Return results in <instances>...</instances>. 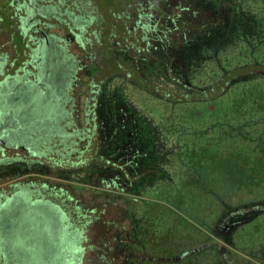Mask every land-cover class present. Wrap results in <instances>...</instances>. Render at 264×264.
<instances>
[{"label": "rangeland", "instance_id": "rangeland-1", "mask_svg": "<svg viewBox=\"0 0 264 264\" xmlns=\"http://www.w3.org/2000/svg\"><path fill=\"white\" fill-rule=\"evenodd\" d=\"M19 1L0 5V109L22 104L39 73L60 87L64 51L70 117L50 124L64 136L22 134L15 114L0 117V194L26 188L76 217L81 230L63 245L79 238L81 264H146L157 243L195 253L191 264H264V0ZM152 61L188 74L187 100L143 88L133 72ZM40 234L24 244L59 243Z\"/></svg>", "mask_w": 264, "mask_h": 264}, {"label": "trees", "instance_id": "trees-1", "mask_svg": "<svg viewBox=\"0 0 264 264\" xmlns=\"http://www.w3.org/2000/svg\"><path fill=\"white\" fill-rule=\"evenodd\" d=\"M8 19V26H11L10 18L7 16ZM35 59V58H34ZM34 59L32 61H34ZM188 61L189 64L194 65L191 63V61L194 60V57L192 55L184 57L183 61ZM57 64H61L62 72L60 71V75H58L59 82H62V85L60 87L53 86L46 78V75L44 73H39L36 78L32 81H29L28 84H26L25 88L20 89L21 92H23L22 95L25 94V96L29 97L31 101L35 102V105H37L39 108L44 109L43 111L40 110L39 113L43 112V115H40L39 117H35V120L40 121V125L37 126L41 128H47L48 127V133L52 135H65L64 131H55V126L50 124H54L56 121H62L63 126L67 125L69 123L68 116L69 111L65 109V103L69 99L67 97L66 92L71 79L73 78L74 74V61L72 60L71 56L66 54L64 51L61 52L60 57L56 56ZM131 60V59H129ZM36 61V60H35ZM52 63V61L50 60ZM162 62V59L160 63ZM37 63V62H36ZM50 63V64H51ZM160 63L158 61H152L150 63V66L146 68V70H135L133 74L137 77H142L144 80L142 82L146 84L143 88L148 90L150 93H152L154 96L157 97H167L172 102H178V101H184L187 100L189 97L188 92L192 91L190 90L193 86H195L193 83L189 81H185L187 75H183L182 73L177 72H169L165 73L161 70ZM39 64V63H38ZM122 64H125L124 61H118L119 67L122 66ZM54 63H52V66ZM161 67H163V64H161ZM249 68V67H248ZM125 73L127 75H130L132 73V70H126ZM132 75V74H131ZM196 74L193 73V71L189 72V76L191 78H194ZM179 77H181L179 79ZM46 78V79H45ZM56 78L55 80H58ZM227 73L222 74L221 80H219L220 85L229 84L226 80ZM139 80V79H138ZM141 80V79H140ZM226 80V81H225ZM136 81V80H135ZM191 86V87H190ZM227 86V85H226ZM222 87V86H219ZM209 87V89H211ZM164 90V91H162ZM182 90V91H179ZM162 92V95H161ZM190 96V95H189ZM121 99L117 100L116 103L120 102ZM30 103V102H29ZM23 104V103H22ZM21 104V105H22ZM118 106V104H117ZM45 119H48L47 122L42 124ZM34 121V120H33ZM56 124V123H55ZM35 125V124H34ZM57 128L56 130H58ZM150 133H153L151 131V128H147V130L142 133V135L147 138V145L149 147H152V143L150 140ZM51 135V136H52ZM151 143V144H150ZM154 151L152 150L150 153L152 154ZM40 201V199H38ZM40 210L44 211L46 208L53 209L55 211L54 218H51L49 216H45L43 212H39L38 209H35L37 211L38 215V224L41 226V230L39 233L40 238L51 241L54 240V237L56 236L59 243H54V246H47L46 248L43 246L39 247H32L25 249V255L19 256V258H22L24 261L22 264H81V254L79 251L81 250V247L79 245V238L74 237L71 240L69 248H67L65 245H63V242L65 241L66 236L68 233L75 230L76 232L81 230V225H77V222L79 221L76 219V217H70L65 209L61 207L59 203H53L49 201H45V203H42L40 201ZM45 207V208H44ZM55 222V232L52 234L51 232V223ZM136 224L138 228H145V225L143 223V220L139 217L136 221ZM53 225V224H52ZM69 228V229H68ZM145 237L151 236L149 233H144ZM143 239V238H142ZM146 240V239H145ZM55 241V240H54ZM144 241V240H143ZM57 245V246H55ZM60 245V247H59ZM63 245V246H61ZM159 246V247H158ZM154 247V246H153ZM67 248L68 251L65 249ZM71 250V252H69ZM177 247L175 245L170 246L169 244L166 246H160L159 243L155 245L153 253H148L146 260V264H155L154 260L160 258V259H166L165 264H191L195 253H188L190 255H183L184 251H178ZM171 258V262H169L167 259ZM30 262V263H28ZM163 262H160L161 264ZM207 264H219L217 260L207 263Z\"/></svg>", "mask_w": 264, "mask_h": 264}, {"label": "flooded vegetation", "instance_id": "flooded-vegetation-1", "mask_svg": "<svg viewBox=\"0 0 264 264\" xmlns=\"http://www.w3.org/2000/svg\"><path fill=\"white\" fill-rule=\"evenodd\" d=\"M0 5L12 6L22 5V3L19 0H0ZM4 18H7V15ZM35 30L37 31L39 29L36 27ZM43 35L48 47L52 46L57 48L54 39H51L50 41L45 34ZM60 71L62 72V67L58 66L57 68H54L52 73L54 75H60ZM22 100L23 104L15 105L12 110L6 108L0 109V117L7 119L9 113L15 114L17 119L14 120H17L18 124H20L18 132L29 134L40 125V121L35 120V117L43 115V112H39L44 109L35 105V102L31 101L28 96H25V94L23 95ZM47 121L48 119H45L41 123L44 124ZM137 136L140 135L137 134ZM0 142H3L2 139H0ZM22 149H25L26 153L33 152L32 155L36 153L24 145L20 146V150ZM40 206V201L32 197L26 188L16 187L8 196H6V194H0V250L5 253L2 252L3 256L5 255V259H7L8 264L19 260V256H24L25 249L34 247L32 245L24 244L23 238L26 240L36 239L38 232H40L41 226L38 224V215L35 210H39ZM26 246L27 248H25Z\"/></svg>", "mask_w": 264, "mask_h": 264}, {"label": "crops", "instance_id": "crops-1", "mask_svg": "<svg viewBox=\"0 0 264 264\" xmlns=\"http://www.w3.org/2000/svg\"><path fill=\"white\" fill-rule=\"evenodd\" d=\"M179 136L181 137L182 136V133L180 132Z\"/></svg>", "mask_w": 264, "mask_h": 264}]
</instances>
